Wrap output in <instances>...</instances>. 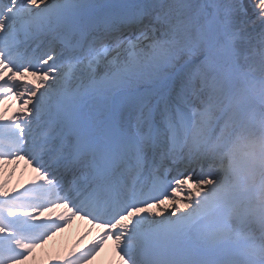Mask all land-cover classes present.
I'll return each instance as SVG.
<instances>
[{
	"label": "snow or ice",
	"instance_id": "1",
	"mask_svg": "<svg viewBox=\"0 0 264 264\" xmlns=\"http://www.w3.org/2000/svg\"><path fill=\"white\" fill-rule=\"evenodd\" d=\"M20 162L0 264L76 216L103 231L62 264L107 240L117 264H264V0H0V173Z\"/></svg>",
	"mask_w": 264,
	"mask_h": 264
},
{
	"label": "bare ground",
	"instance_id": "2",
	"mask_svg": "<svg viewBox=\"0 0 264 264\" xmlns=\"http://www.w3.org/2000/svg\"><path fill=\"white\" fill-rule=\"evenodd\" d=\"M34 175V173L23 165L17 171H4L0 173V182L6 181L9 190L15 188L22 191V186H27ZM49 215L50 214L47 212L43 214L44 217ZM100 232L102 231L99 228L93 227V225L85 219L76 216L70 224L65 225L60 231L53 233L49 239L45 240L43 245L39 246L46 250L47 256L39 258L38 262L35 264H54V262L59 261L58 259L66 255L69 250L70 252H75L76 250L83 249L87 244H89L90 247L92 241ZM87 249L82 252L87 251ZM37 251L38 248L35 253ZM117 261L118 257L113 252L112 241L107 240L101 249L88 260L86 264H117Z\"/></svg>",
	"mask_w": 264,
	"mask_h": 264
},
{
	"label": "rangeland",
	"instance_id": "3",
	"mask_svg": "<svg viewBox=\"0 0 264 264\" xmlns=\"http://www.w3.org/2000/svg\"><path fill=\"white\" fill-rule=\"evenodd\" d=\"M25 166L27 169H29L32 173H34L32 171L31 168H29L27 165H25L23 162H20L19 165L17 167H15V171L19 170L22 166ZM13 166H8L6 171H13L12 170ZM14 172V171H13ZM35 174V173H34ZM71 179V178H70ZM38 248V251L35 253L36 249ZM33 254V255H32ZM29 257L28 260L25 261V264H35L36 262H38L39 258L43 257V256H47V252L46 250L43 249V247H36ZM59 261L54 262V264H62V261H60V259H58Z\"/></svg>",
	"mask_w": 264,
	"mask_h": 264
}]
</instances>
